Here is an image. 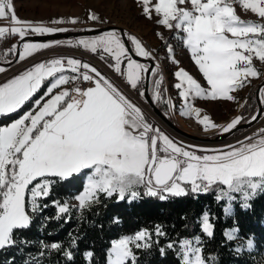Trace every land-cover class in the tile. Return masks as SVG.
<instances>
[{"label": "snow or ice", "instance_id": "obj_1", "mask_svg": "<svg viewBox=\"0 0 264 264\" xmlns=\"http://www.w3.org/2000/svg\"><path fill=\"white\" fill-rule=\"evenodd\" d=\"M135 3L142 17L174 32L203 84L180 66L173 46L161 32L156 35L163 42V57L135 35L116 28L75 40L31 42L29 37L67 32L69 29L56 26L82 21L79 17L46 22L21 19L14 0H0V21L5 22L0 26V45L9 38L16 40L0 51V62L10 65L14 59L19 64L42 50L57 47L82 50L103 61L141 98L151 93L154 104H165L171 112L176 105L167 96L168 89L162 88L164 60L176 68L172 87L181 100L180 116L195 118L205 131L216 129L221 134L258 119V114L247 119L241 114L217 124L209 115H202L193 101L233 102L234 94L250 85L252 78L264 77L256 67V62L264 66V0ZM237 6L257 19H241ZM87 20L109 23L92 11L87 13ZM6 71L0 66V74ZM258 94L264 105V86L259 87ZM18 113L22 114L0 125V252L30 247L33 242L17 234L29 230L36 216L49 207L44 201L51 197L54 186L71 185L81 177L82 188L71 197L75 203L51 200L55 215L44 217V221H58L73 210L83 219L85 211L99 205L102 198L132 203L143 197L167 201L189 195H213L218 204H224V215L231 217L234 202L247 212L252 202L264 195V127L222 147L186 144L151 123L120 86L81 58L60 55L33 62L0 82V117ZM212 220L211 213L203 210L196 224L199 233L168 239L159 247L161 256L175 250L178 264H218L216 256L205 255V237L211 240L215 236ZM113 222L119 223V218L114 217ZM238 232L237 225L224 230L223 236L231 242L238 238ZM166 236L161 225L120 235L106 248L104 264H138L137 252L151 249ZM69 238L68 247L59 241H38L40 251L30 253L23 264H41L45 254L52 251H62L65 264H72L78 240L71 233ZM253 247L251 237H242L234 251L251 252ZM94 256L93 250H85L84 264H93ZM3 264H15V258Z\"/></svg>", "mask_w": 264, "mask_h": 264}, {"label": "trees", "instance_id": "obj_2", "mask_svg": "<svg viewBox=\"0 0 264 264\" xmlns=\"http://www.w3.org/2000/svg\"><path fill=\"white\" fill-rule=\"evenodd\" d=\"M19 114L0 117V124L7 123ZM82 182L83 177L75 180L71 185L54 186L51 197L44 201L49 207L36 216L29 230L17 234L27 237L33 242L32 245L24 251L13 248L0 252V264L11 257L15 258V264H23V260L30 253L35 255L40 251L38 241L48 244L59 241L64 247H68L71 243L69 233L78 240L77 248L73 249L75 259L72 264H84L82 254L88 249L95 253L93 264H104L105 250L111 238L140 227L154 230L155 225H161L167 236L160 238L159 244H154L151 249L138 251V264H178L175 250H168L166 255L161 256L159 247L165 246L168 239L176 240L199 233L196 224L203 210L211 213L215 225L214 239L209 240L205 237V255L216 256L218 264H255L250 253L242 251L237 254L234 251L233 241L229 242L224 238L223 232L226 226L238 225L239 235H251L256 247H264V195L255 199L252 208L247 212L241 211L238 203L234 202L231 217L224 215L222 203L218 204L213 195H200L197 198L189 195L169 198L167 201L143 197L132 203L117 202L115 198H102L99 205L85 211L83 219L73 210L67 217H62L58 221L55 219L44 221V217L55 215L56 210L51 206V200L58 199L61 202L69 200V197L82 187ZM114 217L119 218V223L113 222ZM43 223H46V227H41ZM41 264H65L62 251L46 253Z\"/></svg>", "mask_w": 264, "mask_h": 264}, {"label": "rangeland", "instance_id": "obj_3", "mask_svg": "<svg viewBox=\"0 0 264 264\" xmlns=\"http://www.w3.org/2000/svg\"><path fill=\"white\" fill-rule=\"evenodd\" d=\"M153 2H155V0H153ZM14 3L17 15L21 19H29L33 21L42 20L46 22L52 18L79 17L80 21H82L81 23H78L76 25L64 24L56 26L64 27L67 29H83L98 25H104L87 20V13L89 11H92L98 16H100L101 19L106 20L109 23L120 25L124 31L135 35L138 39L142 41V43L146 45L148 49H155V54L159 57H163L165 55L163 42L156 35L157 32H161L164 37V40H166L173 46L176 59L180 61V66L187 70L202 84L204 83L202 77L198 73V70L192 63L190 56L187 54L186 50L182 48L180 43L175 39L174 32H170L168 30L155 26L152 22L142 17L139 14L140 9L139 6L135 3V0H14ZM236 12L237 15H239L243 20L255 21L257 19L251 13L243 12L238 6L236 8ZM4 23V21H0V26H3ZM109 29L112 28H108L102 31H106ZM100 32L101 31L95 33L48 38L45 40H29L31 42H49L52 40L67 41L69 39L75 40L79 38L90 37L93 35H97ZM15 42V39L9 38L6 42L0 45V51L10 47ZM60 55H72L76 58H81L93 64V66L97 67L98 70L105 74L110 80L120 86L121 89L125 92V94L128 95L129 98L133 100V102L137 103L142 108L146 117L151 123L157 124V126L160 127L170 137L179 141H183L186 144H194L206 148L222 147L225 144L235 143L237 140L243 139L244 137L255 133L261 127H264V105H262L261 103L258 119L256 121H253L251 124L248 125H239L235 130L227 134H221L216 129H208L207 131H205L203 129V126L199 125L195 118L180 116L179 108L181 105V100L178 97L176 90L172 87L176 82L172 76V73H174L176 68L174 65L164 60L161 61V73L164 77L162 88L168 89L167 96L172 98L173 103L176 105V107L173 111L169 112L165 104L155 105L178 127L200 137L192 138L184 136L183 134L171 129L155 114V112L149 106L144 97L141 98L138 95V92L131 90L130 87L125 85L121 81V79L110 68H108L103 61L99 60L98 57L92 56L88 53H84L82 50L70 49L68 47H57L53 49L42 50L40 53H37L34 57L29 58L25 62H20L19 64H17L14 59L10 65L0 62V66H4L7 69L6 73L0 74V77L4 78L7 74L9 75L17 70H23L24 68L31 66L33 62H40L47 58H52L54 56ZM9 59L12 58L9 57ZM256 67L262 73H264V66H261L259 62H256ZM263 78L264 77L252 78V82L250 85H246L245 88L239 90L237 93L234 94L236 96V100L233 102L196 99L193 101V105L194 107L201 109L202 115H209L210 119L217 124L226 123L232 118H235L237 115L241 114L246 119L250 118V115L254 114L257 110V101L260 102L258 89L259 87L264 86V82L259 85V82ZM255 92H257V97L255 95ZM40 94L42 95L43 93L41 92ZM149 95L151 97V93H149ZM240 105H244V107H240ZM25 110H27V108ZM81 188L79 190H81ZM78 191L69 197L71 203H75L74 200H71V197L77 194ZM223 207L224 204L222 203V209ZM233 227L236 226L232 224L230 226H226L224 230L231 229ZM138 229L126 233H120L115 237L111 238L110 241L112 239L118 238L120 235L133 233ZM194 234L198 233H193L189 236L184 237H190ZM237 235L238 238L233 241L234 248H236L237 245L241 244L242 237L252 238L251 235ZM244 251L248 254H251L252 260L255 262V264H264V247L258 248L255 246L254 243V247L251 252H248L247 250Z\"/></svg>", "mask_w": 264, "mask_h": 264}, {"label": "water", "instance_id": "obj_4", "mask_svg": "<svg viewBox=\"0 0 264 264\" xmlns=\"http://www.w3.org/2000/svg\"><path fill=\"white\" fill-rule=\"evenodd\" d=\"M108 28H117L119 30H123V28L120 25L114 24V23H107L104 25H98V26H93L89 28H83V29H69L67 32H62V33H56L51 36H40V37H29L28 39H33V40H45L48 38H55V37H64V36H70V35H77V34H87V33H95L99 32ZM89 29H92L89 31ZM136 58V57H134ZM139 59V58H137ZM264 82V78L259 82V85ZM257 91V90H256ZM255 95L257 97V92H255ZM149 106L152 108V110L155 112V114L168 125L171 129H173L176 132H179L183 134L184 136L192 137V138H197L200 137L198 135H195L191 132H188L180 127H178L176 124H174L165 114L161 112V110L151 101L149 93L144 97ZM261 105L260 102L257 101V110L254 114H259ZM249 123L242 122L240 125H248ZM155 126L157 124L154 123ZM239 126V125H238Z\"/></svg>", "mask_w": 264, "mask_h": 264}, {"label": "crops", "instance_id": "obj_5", "mask_svg": "<svg viewBox=\"0 0 264 264\" xmlns=\"http://www.w3.org/2000/svg\"><path fill=\"white\" fill-rule=\"evenodd\" d=\"M20 71H22V70H17V71H15V72H13V73H11L9 75L7 74L8 76L6 75V77H4V78L0 77V82H3L6 78H11L14 74H16V73H18Z\"/></svg>", "mask_w": 264, "mask_h": 264}, {"label": "built area", "instance_id": "obj_6", "mask_svg": "<svg viewBox=\"0 0 264 264\" xmlns=\"http://www.w3.org/2000/svg\"><path fill=\"white\" fill-rule=\"evenodd\" d=\"M203 129H204V127H203Z\"/></svg>", "mask_w": 264, "mask_h": 264}]
</instances>
